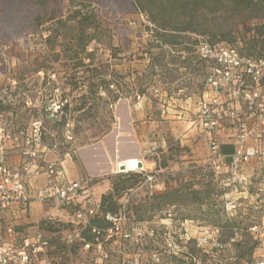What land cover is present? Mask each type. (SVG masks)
Here are the masks:
<instances>
[{
	"label": "rangeland",
	"instance_id": "rangeland-1",
	"mask_svg": "<svg viewBox=\"0 0 264 264\" xmlns=\"http://www.w3.org/2000/svg\"><path fill=\"white\" fill-rule=\"evenodd\" d=\"M90 1L109 32L102 43L87 47L91 56L83 55L80 64L73 55L67 57L72 47L62 43L60 24L40 28L34 24L36 17L49 11L66 19L68 0H47L45 6L33 0H0V122L11 134L29 133L40 124L42 148L34 165L33 187L50 180L45 170L51 163L60 164L69 180L96 177L89 191L95 202L115 187L112 200L119 211L110 216L121 218L124 230L139 237V243L124 244L121 250L110 245L102 254L67 245L64 235L73 230L75 220L51 201L31 203L24 213L14 211L22 215L12 227L17 236L13 241L6 236L5 242L19 245L40 233L48 242L50 264H117L120 251L137 255L126 264H186L164 248L166 239L179 241L185 230L196 236L199 229L208 228L217 229L223 242L232 233L221 229V218L216 221L221 188L207 165L209 151L197 119L208 69L196 59V43L206 40L240 50L255 44L256 49H264V3L242 10L223 0L195 12L177 5L159 10L167 0H142L143 10L136 9L132 0ZM159 25L179 32L161 30ZM163 33L179 34L180 44L162 45ZM220 125V131L229 126L225 120ZM26 149L24 140L8 144V163L27 162ZM135 153L154 173L153 184L140 175L118 177L124 174L117 172L116 163ZM97 154L99 164L92 159ZM96 170L100 174L94 176ZM260 171L258 165L245 168L247 175ZM181 185L203 194L212 190L214 205L207 207L204 202L145 213L152 196ZM207 209H211L208 214ZM247 214L237 216L238 221H249ZM241 230L242 243L226 251L229 257L252 245L246 229ZM189 251L200 256L192 246ZM224 255L216 253L214 258Z\"/></svg>",
	"mask_w": 264,
	"mask_h": 264
},
{
	"label": "built area",
	"instance_id": "built-area-1",
	"mask_svg": "<svg viewBox=\"0 0 264 264\" xmlns=\"http://www.w3.org/2000/svg\"><path fill=\"white\" fill-rule=\"evenodd\" d=\"M195 56L208 69L203 97L198 103L197 119L209 151L207 165L223 191V214L230 219L244 208H251L260 214L251 218L245 230L253 245L251 257L247 260L226 254L230 247L242 242V230L223 242L217 229L202 228L196 236H189L185 230L186 234L179 241L166 239L164 248L186 264H264V58L243 56L235 47L213 45L206 40L198 43ZM223 120L229 125L226 130L233 134V148L229 154L220 149V122ZM41 138L38 123L32 126L29 133L19 131L11 134L0 122V217L6 212H23L33 202L44 204L53 201L61 212L72 213L75 220L73 230L64 235L67 245L76 243L86 252L92 249L96 254H102L103 249L110 245H116L121 250L124 244L139 243V237H131L124 230L121 218L109 214L105 217L109 227L91 228V241L83 238V230L99 211V202H95L89 193L97 181L96 177L86 175L69 180L60 164L51 163L45 170L50 180L32 194L31 181L37 173L34 165L42 148ZM19 140H24L27 149L23 155L28 161L10 165L6 157L7 145ZM257 165L261 169L258 174H246V167ZM116 170L124 175H140L149 184L156 180L140 158L124 159L117 163ZM10 233L12 227H0V264H50L46 257L48 242L40 233L22 239L15 246L5 242L4 238ZM190 246L200 256H194L189 251ZM216 253L227 256L215 259ZM117 255V264H126L130 256L134 260L137 258L135 253L120 251ZM151 257L158 261L154 253Z\"/></svg>",
	"mask_w": 264,
	"mask_h": 264
},
{
	"label": "trees",
	"instance_id": "trees-1",
	"mask_svg": "<svg viewBox=\"0 0 264 264\" xmlns=\"http://www.w3.org/2000/svg\"><path fill=\"white\" fill-rule=\"evenodd\" d=\"M133 4L136 9L143 10L142 0H132ZM235 3L236 7L242 10H246L251 8L253 5H261L264 3V0H231ZM39 6H45L47 0H33ZM223 0H167L165 2H161L158 6V9L165 10L166 7L173 8L174 6H179L180 8L190 7L192 11H200L207 5H218L222 3ZM69 9L68 15L66 19H64V15L56 14L54 11H49L46 16H38L34 19L35 28H40L46 23L55 22L56 24H60L62 27L64 34L61 35L62 43L66 44L67 46H71L72 49L70 50L71 54L67 55V57H73L82 63V60L85 58L83 55L91 56V53L87 52V47L92 43H102L103 39L109 32L108 27L103 23L101 18L99 17L98 13L96 12L95 5L90 0H68ZM166 6V7H165ZM152 22H156V20H152ZM161 30H170L174 32H179L176 29H167L165 26H160ZM181 36L179 34H168L163 33L159 35V40H161L162 45L166 46H176L179 45V39ZM198 43H196L197 47ZM235 47L233 45H230ZM195 47V50H196ZM236 48V47H235ZM238 52L247 57H251L253 59H263L264 58V49L263 47H259L256 49V45H251L247 49L240 50L236 48ZM67 51V49H65ZM187 51L190 49L186 48ZM109 85L107 82L106 86ZM101 99V97H98ZM65 107V105H63ZM65 124V120L63 121V125ZM231 149L223 148L222 152L224 154H228ZM210 169V168H209ZM211 170V169H210ZM212 172V171H211ZM154 174V173H152ZM213 174V172H212ZM129 177L134 178V176L127 174V175H119L118 177ZM214 176V174H213ZM143 181L144 178L142 177ZM217 180V179H216ZM98 181V180H97ZM97 181L95 183H97ZM132 187H126V189H131ZM113 191H115V187H113L112 192L108 193L107 195H103L101 200L99 201V211L97 214L89 221L88 227H86L83 232L82 236L85 240L91 241L90 230L91 228H99L105 229L110 226V223L106 220V215H115L119 211V206L112 200L113 198ZM211 191L203 194L201 190H195L191 186H178L176 188H170L164 191L163 193L154 195L151 197L149 201V207L145 209V213L149 212H160L165 208H170L174 206H200L206 202L207 207L213 206L214 204L211 203ZM221 199L219 203V210L217 209L218 217L216 219L223 220V224L221 229L229 228L231 230V237L234 233L242 228L247 229L251 218L254 216H258L259 212L252 210L251 208H244L239 210L235 217L228 219L222 211V196L223 191L220 192ZM216 207V206H215ZM211 209H207L206 213L208 214ZM245 212L248 214L245 216L248 218L249 221L243 223L242 221H238L237 216L244 215ZM20 218V217H19ZM19 218H13V220L9 219L7 212L4 213L0 217V227L5 229V227H14L16 226L15 222ZM186 219V217H184ZM8 220L10 222H8ZM139 220H144L143 217ZM75 224L73 225L74 228ZM248 236V235H247ZM230 238V237H229ZM9 241V240H8ZM7 241V242H8ZM242 243V242H241ZM241 243H238L236 246H240ZM73 245H80L74 243ZM72 246V245H71ZM241 248V247H240ZM253 251V245L249 247L247 250L243 249L237 255V258L240 260H247L251 257ZM118 262V261H117Z\"/></svg>",
	"mask_w": 264,
	"mask_h": 264
},
{
	"label": "crops",
	"instance_id": "crops-1",
	"mask_svg": "<svg viewBox=\"0 0 264 264\" xmlns=\"http://www.w3.org/2000/svg\"><path fill=\"white\" fill-rule=\"evenodd\" d=\"M226 130V129H225ZM225 130H222V131H220V134H219V141H220V149H221V151H222V149L225 147V148H229V149H231L230 151H232V148H233V146H232V139H231V136L233 135L232 133H231V131H227L226 130V132H225ZM230 153V152H229ZM228 153V154H229ZM94 156H97L96 158H93L92 157V159H93V161H94V163L95 164H99L98 162H100L101 161V159H100V155H94ZM135 156H137V157H135ZM129 158H140V159H142L140 156H139V154H137V153H135V154H132V156H129ZM129 158H126V159H129ZM143 160V159H142ZM101 163V162H100ZM144 164V163H143ZM100 171H97L96 170V173L94 174V176H97V175H99L100 173H99ZM148 172H150V171H148ZM131 175H134V174H131ZM84 176H86V175H82V176H79L78 178H75L74 180H77V179H79V178H82V177H84ZM88 176H90V175H88ZM91 177H93V176H91ZM47 183V182H46ZM36 187H33V183H32V181H31V190H32V194H34L35 193V191H36ZM51 202H53V201H51ZM97 202H99V201H97ZM33 203H35V202H33ZM53 203H55V202H53ZM31 210V209H30ZM7 215L9 216V219L10 220H13V218H19V217H22V215H20L18 212L15 214V212L14 211H11V212H9V213H7ZM8 222H10L9 220H8ZM8 236V238L11 240V241H13L15 238H16V234L13 232V233H10L9 235H7Z\"/></svg>",
	"mask_w": 264,
	"mask_h": 264
},
{
	"label": "bare ground",
	"instance_id": "bare-ground-1",
	"mask_svg": "<svg viewBox=\"0 0 264 264\" xmlns=\"http://www.w3.org/2000/svg\"><path fill=\"white\" fill-rule=\"evenodd\" d=\"M115 169H117V163H116V165H115Z\"/></svg>",
	"mask_w": 264,
	"mask_h": 264
}]
</instances>
